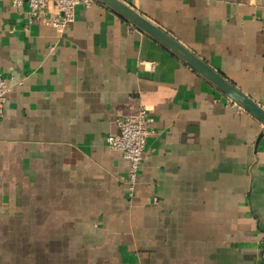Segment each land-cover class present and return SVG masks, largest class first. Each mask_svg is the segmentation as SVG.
I'll use <instances>...</instances> for the list:
<instances>
[{
  "label": "crops",
  "instance_id": "obj_1",
  "mask_svg": "<svg viewBox=\"0 0 264 264\" xmlns=\"http://www.w3.org/2000/svg\"><path fill=\"white\" fill-rule=\"evenodd\" d=\"M122 1L264 108V0ZM60 17L0 0V264H264V124L106 4Z\"/></svg>",
  "mask_w": 264,
  "mask_h": 264
},
{
  "label": "built area",
  "instance_id": "obj_2",
  "mask_svg": "<svg viewBox=\"0 0 264 264\" xmlns=\"http://www.w3.org/2000/svg\"><path fill=\"white\" fill-rule=\"evenodd\" d=\"M14 6L28 4L31 14H37L46 8L50 2H54L61 12V17L51 22L60 30H65L76 17L77 6L90 7L99 0H11ZM9 87L0 73V117L4 116ZM117 132L106 137L110 149L120 152L129 161V174L127 178V190L129 196H133L138 179L140 167L145 158L147 140L152 131L150 128L149 111L145 106H140L137 114L121 117L117 120Z\"/></svg>",
  "mask_w": 264,
  "mask_h": 264
},
{
  "label": "water",
  "instance_id": "obj_3",
  "mask_svg": "<svg viewBox=\"0 0 264 264\" xmlns=\"http://www.w3.org/2000/svg\"><path fill=\"white\" fill-rule=\"evenodd\" d=\"M117 12L120 16L129 20L140 30L152 36L163 46L182 58L188 65L201 73L206 79L217 86L224 94L234 102L242 106L246 111L264 124V108L252 98L240 91L234 84L228 81L220 72L210 67L204 60L181 44L172 35L162 30L146 17L137 12L132 6L122 0H99Z\"/></svg>",
  "mask_w": 264,
  "mask_h": 264
}]
</instances>
